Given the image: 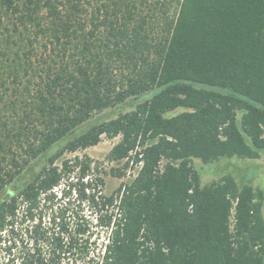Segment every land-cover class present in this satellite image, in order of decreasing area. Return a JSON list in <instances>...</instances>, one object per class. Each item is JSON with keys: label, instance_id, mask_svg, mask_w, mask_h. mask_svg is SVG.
I'll return each mask as SVG.
<instances>
[{"label": "trees", "instance_id": "16d2710c", "mask_svg": "<svg viewBox=\"0 0 264 264\" xmlns=\"http://www.w3.org/2000/svg\"><path fill=\"white\" fill-rule=\"evenodd\" d=\"M128 183L104 193L75 154ZM264 154V0H0V264H264L262 194L192 159Z\"/></svg>", "mask_w": 264, "mask_h": 264}, {"label": "rangeland", "instance_id": "374dc122", "mask_svg": "<svg viewBox=\"0 0 264 264\" xmlns=\"http://www.w3.org/2000/svg\"><path fill=\"white\" fill-rule=\"evenodd\" d=\"M119 138H102L101 142L95 147L88 148L75 154H65L64 158H71L74 155H85L93 161L99 163L100 175L104 181V193L112 194L122 183H128L135 175L136 170H129L127 175L122 178L112 176L109 171L111 168H121V163H109L105 160L110 149L118 142ZM200 178L201 185L218 181L224 175H231L239 184L246 183L252 190L262 194V216L264 219V154L257 160L248 159H221L219 161L203 164L198 159H192L190 165Z\"/></svg>", "mask_w": 264, "mask_h": 264}]
</instances>
